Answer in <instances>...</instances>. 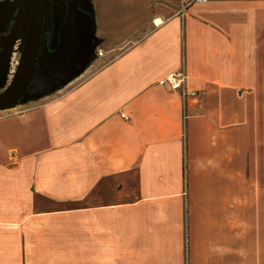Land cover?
<instances>
[{
	"label": "crops",
	"instance_id": "obj_1",
	"mask_svg": "<svg viewBox=\"0 0 264 264\" xmlns=\"http://www.w3.org/2000/svg\"><path fill=\"white\" fill-rule=\"evenodd\" d=\"M182 1L82 0L103 56L83 80L0 114V264L228 255L229 184L264 182V0H206L180 15ZM181 66L199 100L161 83ZM183 159L189 184H202L189 194L186 260L168 244L164 208L181 206ZM69 215L76 238L66 242Z\"/></svg>",
	"mask_w": 264,
	"mask_h": 264
},
{
	"label": "rangeland",
	"instance_id": "obj_2",
	"mask_svg": "<svg viewBox=\"0 0 264 264\" xmlns=\"http://www.w3.org/2000/svg\"><path fill=\"white\" fill-rule=\"evenodd\" d=\"M30 0H20L17 6V10L14 14L15 22L10 34L4 39V45L2 52H0V93L5 89L8 82L10 81L16 64L19 59L20 49L22 46V41L25 34V26H26V16L28 10V4ZM68 0H49L48 4V13L51 16V20L47 24H52L54 31L57 33L60 27V22L63 17V10ZM54 3V4H53ZM57 14V19H55V15ZM13 16V17H14ZM11 21V20H10ZM8 21V22H10ZM7 22V23H8ZM17 27V28H16ZM95 44L91 61L95 59ZM87 69V68H86ZM86 69L82 72L85 74ZM80 76V75H79ZM76 77L75 79L79 78ZM85 76V75H84ZM72 80L70 83H77L79 80ZM200 92L198 95L193 98L199 100ZM182 98V97H181ZM35 100V99H34ZM183 100V98H182ZM28 101H20L19 104L15 107L0 110V114L4 113H14L26 111L32 106H30V102ZM184 101V100H183ZM185 101L184 103H186ZM190 102H199V101H190ZM194 113V112H193ZM191 111L183 110L182 119L185 120L187 115H191ZM185 140V137L184 139ZM185 144V141H184ZM262 145L264 143L262 142ZM185 159H183L182 166V176H181V192L183 195V200L181 206L178 209V206H175L172 200H168L165 202L164 208L166 211L165 216L169 219L171 226L169 227L168 235L166 237L170 248L174 252L177 246L181 247L183 252V258L186 260L187 258V250H188V199L190 192L195 194L197 189H200V183L192 182L191 185L188 181L187 175V166L185 164ZM232 173H236V171H232ZM245 174H250L247 170ZM261 175L264 176V168H261ZM219 183H207L206 186L209 190H218L216 186ZM7 187V186H6ZM196 189V190H195ZM204 189V184L203 188ZM196 191V192H194ZM6 194L8 192H5ZM229 250L228 255L221 256V261L219 264H264V182L262 183H250V182H236L229 184ZM7 196V195H6ZM23 207L26 206V203L21 200ZM24 203V204H23ZM32 203V202H30ZM29 203V204H30ZM26 206L31 207V205ZM39 199H36V206H39ZM199 206V205H198ZM197 206V207H198ZM25 208V209H26ZM197 210V209H196ZM182 219L181 229L182 234L178 235L176 233V229L178 223ZM60 222V221H58ZM75 223L76 216L69 215L64 216V241H75ZM70 226V227H66ZM72 228V229H71ZM41 232H38L40 234ZM60 233V232H58ZM54 234H56L54 232ZM32 237V236H31ZM13 234L8 233L5 234L6 243L12 242ZM41 248H27L28 252L32 253L36 251V253ZM43 249V248H42ZM55 247L53 249L47 248L44 249L43 252L40 251V254H48L51 251H55ZM72 250L66 251L65 254H75V248H71ZM224 256V258H223ZM185 263V261H184ZM45 264V263H43ZM52 264V263H49ZM55 264V263H54ZM186 264V263H185Z\"/></svg>",
	"mask_w": 264,
	"mask_h": 264
},
{
	"label": "water",
	"instance_id": "obj_3",
	"mask_svg": "<svg viewBox=\"0 0 264 264\" xmlns=\"http://www.w3.org/2000/svg\"><path fill=\"white\" fill-rule=\"evenodd\" d=\"M20 0L0 1V30L13 18ZM46 0H30L25 34L13 75L0 93V110L40 98L70 83L88 67L94 50V22L81 0H68L53 50L40 42Z\"/></svg>",
	"mask_w": 264,
	"mask_h": 264
},
{
	"label": "built area",
	"instance_id": "obj_4",
	"mask_svg": "<svg viewBox=\"0 0 264 264\" xmlns=\"http://www.w3.org/2000/svg\"><path fill=\"white\" fill-rule=\"evenodd\" d=\"M206 0H183L182 5L178 11L180 15L184 14L186 7L193 3H204ZM17 28V27H16ZM95 59L101 58L103 56V50L99 48H95ZM93 59V60H95ZM85 77L83 74H80L79 78L83 80ZM80 80V81H81ZM187 74L183 66H181L178 70L174 72L168 73L162 80L161 83L167 84L172 90L178 92L180 96L183 98L184 102L188 99H193L198 95L197 90L189 89L186 85Z\"/></svg>",
	"mask_w": 264,
	"mask_h": 264
},
{
	"label": "flooded vegetation",
	"instance_id": "obj_5",
	"mask_svg": "<svg viewBox=\"0 0 264 264\" xmlns=\"http://www.w3.org/2000/svg\"><path fill=\"white\" fill-rule=\"evenodd\" d=\"M47 1L49 2V0H47ZM48 2H47V9H48V4H49ZM64 11H65V7H64V10H63L62 19H64ZM45 16H48L47 12H46ZM55 19H57V14L55 15ZM61 21L63 22V20H61ZM50 22H49V19H47V20H45L44 23H42V29H41V34H40V42H39V47H38V50H37V57L40 55L41 49H42V47L45 44L47 45L49 50H53L55 48V46L58 44V42H59V38H58L59 29H58V32L56 33L54 31V28H53L52 24L47 26V24L50 23ZM62 22H60V25H61ZM6 24H8V23H6ZM4 39L1 41L3 44H4ZM0 52H2V49H0Z\"/></svg>",
	"mask_w": 264,
	"mask_h": 264
},
{
	"label": "trees",
	"instance_id": "obj_6",
	"mask_svg": "<svg viewBox=\"0 0 264 264\" xmlns=\"http://www.w3.org/2000/svg\"><path fill=\"white\" fill-rule=\"evenodd\" d=\"M47 0H46V4H45V8H44V18H43V23L45 22V20L47 19H50L51 20V16L49 15L48 13V10H47ZM46 12L48 14V16H45L46 15ZM63 20V19H62ZM15 22V16L13 17V19L8 22V24H5L2 28V30H0V49H3V43L1 42L4 38H6L11 30H12V27H13V24ZM62 22V21H61Z\"/></svg>",
	"mask_w": 264,
	"mask_h": 264
}]
</instances>
